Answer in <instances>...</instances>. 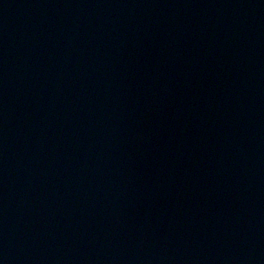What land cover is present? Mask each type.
Returning a JSON list of instances; mask_svg holds the SVG:
<instances>
[{
	"label": "water",
	"instance_id": "water-1",
	"mask_svg": "<svg viewBox=\"0 0 264 264\" xmlns=\"http://www.w3.org/2000/svg\"><path fill=\"white\" fill-rule=\"evenodd\" d=\"M0 264H264V0H0Z\"/></svg>",
	"mask_w": 264,
	"mask_h": 264
}]
</instances>
